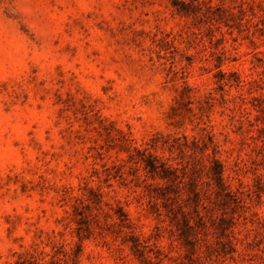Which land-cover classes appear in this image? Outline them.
Listing matches in <instances>:
<instances>
[{"label": "rangeland", "instance_id": "rangeland-1", "mask_svg": "<svg viewBox=\"0 0 264 264\" xmlns=\"http://www.w3.org/2000/svg\"><path fill=\"white\" fill-rule=\"evenodd\" d=\"M0 264H264V0H0Z\"/></svg>", "mask_w": 264, "mask_h": 264}, {"label": "trees", "instance_id": "trees-1", "mask_svg": "<svg viewBox=\"0 0 264 264\" xmlns=\"http://www.w3.org/2000/svg\"><path fill=\"white\" fill-rule=\"evenodd\" d=\"M144 165H145V168H147V171L151 175H156L160 178H167L170 174L168 168H164L161 165H156L154 158H149V156H147V158L144 159ZM222 172H223V169H222L221 162L217 158L212 157L210 159V165H209V174H210L209 177H210L211 183H213V185H215L216 188L218 189L225 188ZM191 192H192V195H194V197L196 198L198 195V192L194 189V187L191 188ZM180 234L182 236H186L184 231H181ZM185 238L186 237H184V240Z\"/></svg>", "mask_w": 264, "mask_h": 264}]
</instances>
